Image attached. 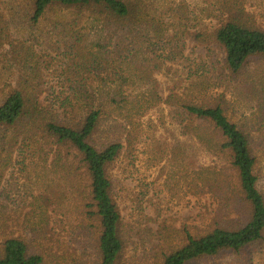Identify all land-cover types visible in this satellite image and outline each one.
<instances>
[{
    "label": "trees",
    "instance_id": "16d2710c",
    "mask_svg": "<svg viewBox=\"0 0 264 264\" xmlns=\"http://www.w3.org/2000/svg\"><path fill=\"white\" fill-rule=\"evenodd\" d=\"M223 1L230 5V18L213 30H197L191 40L221 48L218 78L225 74L226 81L257 97L264 112V28L246 20L242 2ZM1 4L10 8L11 19L36 29L32 41L47 37L52 51L73 56L74 63L65 72L64 87L47 100L39 84L33 83L40 75L35 70L38 59L45 54L31 43L27 51L22 49L25 64L17 85L10 82V75L20 51L15 47L13 55L3 60L12 63L5 67L0 85V193L2 170L13 165L18 145L29 149L27 165L39 185L51 181L61 186L70 182V176L79 178L60 200L72 202L65 208L62 230L82 248L68 245L61 256L52 253L63 243L54 231L51 242L43 238L51 230L45 207L27 212L23 230L16 231L0 201V264H194L226 252L251 256L253 247L264 246L262 155L255 150L249 124L230 108L225 92L209 94L206 82H211L205 72L175 68L186 45L177 36L179 31H171L177 25V0H3ZM164 7L168 11L161 12ZM158 74L173 85L155 86L151 79L158 81ZM174 123L197 147L225 154L227 167L189 170L190 143L171 144L156 136L160 128ZM142 137L152 138L153 162L175 152L167 165L185 195H221L243 214H216L203 224L195 220L179 226L166 220L160 228L148 225L142 231L128 226L120 201L133 199L135 193L125 184L127 178L117 174V167ZM144 208L142 200L139 212ZM139 247L142 255L137 253Z\"/></svg>",
    "mask_w": 264,
    "mask_h": 264
},
{
    "label": "rangeland",
    "instance_id": "374dc122",
    "mask_svg": "<svg viewBox=\"0 0 264 264\" xmlns=\"http://www.w3.org/2000/svg\"><path fill=\"white\" fill-rule=\"evenodd\" d=\"M177 1L179 2L177 6L179 10L176 15L177 25L173 26L172 28L174 29L171 31H179L177 36L184 40L186 45L184 46V57L182 60L178 59L175 62V68L185 72H205L206 78L211 82L205 81L209 94L221 96L225 92L227 104L249 124L255 150L262 155L264 163V112L259 108L258 98L252 94L243 93L241 89L235 86L236 82H230L229 79L226 81L225 74L222 75V79L218 78L222 72L224 56L221 48L215 45H199L191 40V34H194L197 30L209 31L225 23L230 18L231 11L228 7L230 5L227 2L225 4L223 0ZM236 1L242 2L243 7L240 10H244V15L247 17L246 20L260 28H264V0ZM1 2L0 85H2L5 67L12 63L3 60L9 59L13 55L15 47L20 52L17 54L18 64H13L15 73L10 75L12 77L10 82L17 85V77H21L23 73L21 65L25 64L24 58H22L24 55L22 49H26L31 43L34 44L37 52L41 55L45 54V57L41 58V60L38 59L39 68L35 70H40V72L37 71L40 75L36 74L39 78H34L33 83L39 84L40 89L44 91V98L53 100L55 92L61 90L66 84V81H64L65 72L69 67H73V56L52 51L49 48L50 42L47 37L32 41L31 37L36 34V29L32 31L24 23L20 24V20L11 19L10 8H6V4H1ZM163 11L166 12L168 10L164 7L161 9V12ZM6 23L9 26L6 27ZM196 63H199V65H196ZM256 66L254 64L252 69ZM199 67L201 69H198ZM25 71L32 73L27 68ZM184 77H187V73ZM151 80L158 88H167L173 85L164 74H158V81ZM214 82L217 85H214ZM149 83L147 81L140 84ZM152 115L156 117L157 113ZM156 134L157 137L166 138L171 144H177L181 141L190 143L186 150V163L191 171H194L195 168L216 169L217 166L227 167L228 165L225 154L197 147L198 143L191 139L190 136L182 134L175 123L167 129L160 128L158 132L156 131ZM18 148L13 157V165L8 169L2 170L3 181L0 201L5 205L2 208V213L6 216H11L10 223L18 231L23 230L22 222L26 213L35 209L38 210L39 206L42 205L45 207L43 211L47 214L49 228L52 230L44 233L43 238H47L51 242V236H53L54 231L63 243L61 247L52 249V253L61 256L68 245H71L72 248H82V244L72 241L71 237L66 235V230H62L65 208L72 202L65 203L60 200V194L63 195L64 192H67L70 185L79 183V178L74 180L70 176V182L61 186L54 185L51 181L49 185L46 183L39 185L35 175L33 176L32 174V168L27 165L30 156L26 152L29 149L24 148L22 145H18ZM153 148L152 138L146 139L142 137V140L140 139L139 143L136 144L133 153L129 154L125 162H122L117 167V174L127 178L123 179L125 184L135 193L132 196L133 199L130 200L128 196L127 202L120 201L128 226L135 227V230L140 228L142 231L148 225L160 228V224L166 220L179 226L183 222L192 223L195 220L203 224L205 220L206 222L211 220L216 214L219 217H226L229 212L230 215L234 212V216L243 214V211L236 213L234 207L227 204L221 195L209 193L201 194L200 196L185 195L175 173L170 168V165H167L168 156H173L175 152L169 151L167 156H164L165 158L161 159L158 157L153 162ZM151 162L153 163L151 164ZM142 200H144L145 206L142 212L146 216L139 212ZM138 204H140L139 207ZM224 209L230 210L227 212ZM151 217L156 219V221H152ZM149 246L147 245V247ZM142 248L139 247L137 250L140 255L143 254ZM194 264H264V246L257 245L253 247L251 256L248 254L239 256L236 253L226 252L217 257L200 260Z\"/></svg>",
    "mask_w": 264,
    "mask_h": 264
}]
</instances>
